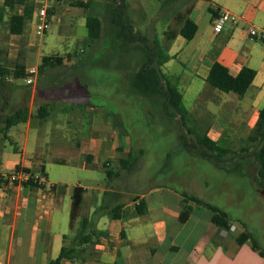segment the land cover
Returning a JSON list of instances; mask_svg holds the SVG:
<instances>
[{"label": "crops", "instance_id": "0c3cea01", "mask_svg": "<svg viewBox=\"0 0 264 264\" xmlns=\"http://www.w3.org/2000/svg\"><path fill=\"white\" fill-rule=\"evenodd\" d=\"M6 1L0 0V66L13 72L17 64H23L27 73L31 67L40 70L43 57L59 56L63 65L49 68L62 67L64 73L55 81L50 77L47 88L41 83L49 75L48 68L33 85H28L25 79V85H21L20 79L13 76L0 81V176L6 178L20 167L42 173L47 180L41 187L31 183H7L0 187V264H52L63 247L74 248L75 252L60 264H264V258L249 242L241 245L237 241L245 230L252 233L242 215L233 216L226 206L217 205L233 219L225 230L213 223L208 208L185 200L184 193L204 199L200 189L209 188L208 178L198 176L196 161L198 164L203 161L219 172L229 171L230 167L222 168L197 154L190 155L192 150L186 149L191 158L186 159L188 170L171 167L167 152L155 172L139 174L144 148L141 143L135 145L127 135L129 131L123 127L121 114L114 109L118 100L115 85L125 80L127 72L118 63H105L110 72L108 77L112 78L108 82L112 88L110 103L104 100L105 104L95 106L80 80L87 74L76 72L74 58L78 54L63 44L55 47L30 36L33 33L45 39L53 24L62 25L64 19L72 31L79 26L87 28L88 12L75 5L78 0H57L51 28L42 36L35 33V10L23 34L14 35L11 31L12 17L22 14L27 4L35 6V0H12L13 4L8 6ZM142 1L145 3L139 0L141 10L134 11L145 16ZM173 1L179 5L176 31L169 32L173 22L171 16H163L169 11L164 6L152 19L166 24L157 31L160 48L168 57L161 69L166 80L183 94L189 113L182 126L171 125L177 145L183 129L206 133L222 146L230 144L227 147L233 141H247L264 107V0ZM224 11L237 21L216 33L214 20ZM186 20L198 27L190 41L181 35ZM252 30L257 34L252 35ZM215 62L226 66L233 76L244 67L256 71L245 96L224 93L207 82ZM176 63H180V69ZM188 97H191L189 106ZM41 106L48 107L45 118L40 116ZM20 111L25 112L24 121L8 126L7 119ZM199 118L207 120L202 124ZM130 154L138 157V161L130 169L121 168L117 171L118 178H109V182L100 186L97 176L101 170H111L116 160L120 162ZM193 156L197 159L194 164ZM57 166L65 167L59 176L55 175L56 171L61 172ZM73 172L84 175L70 181L68 173ZM243 173L248 174L247 165ZM119 179H123V187L116 186ZM76 187L84 189V194L80 217L72 225ZM216 189L222 194L227 184L220 183ZM232 194L231 190L230 204ZM139 201L146 207L144 215L137 213ZM117 205L122 206V217L113 219L108 210ZM94 216L95 225L87 230L94 233L93 241L78 245L75 238L81 230L82 218Z\"/></svg>", "mask_w": 264, "mask_h": 264}, {"label": "rangeland", "instance_id": "374dc122", "mask_svg": "<svg viewBox=\"0 0 264 264\" xmlns=\"http://www.w3.org/2000/svg\"><path fill=\"white\" fill-rule=\"evenodd\" d=\"M99 2H94L92 7V13L98 15L103 23L102 35L99 40L91 41L88 37V30L85 25L79 26L75 31L69 28L70 24L63 20L62 25L55 22L48 34L44 39L43 37H35L33 33H30L31 37L36 38L39 43L49 42L53 45L60 46V44L68 46L69 49L75 52L77 57L74 58L76 61V72L86 73V77H80L83 87L88 92V98L92 100V104L95 106H100L110 103L108 98L110 97L112 88H109V78L110 72H107L105 63H118L122 71L127 72L126 74H131L138 71L144 64L146 57L144 54V48L146 41L149 46L154 47V42L159 43V36H157V31L165 27V22H157L159 20L152 19L154 14L158 9L164 6L165 10H169L163 15L164 17L172 18L173 27L169 29V32L176 31L178 26V18L176 17V11L178 10V2L173 0H145L142 1L145 8V16L141 15L140 12H135L136 10H141L139 0H133L132 3H127L126 12V23L135 27V33H139L146 40L144 43L136 41L133 44H128L126 47L122 44L121 40L116 38L115 27L111 23L110 11L114 6V0H98ZM164 4V5H163ZM139 6V8H138ZM134 11V12H133ZM169 15V16H168ZM162 16V17H163ZM161 17V18H162ZM159 18V19H161ZM158 24V25H157ZM31 27V26H30ZM157 27V28H156ZM83 50V52L81 51ZM176 68L180 69V63H176ZM49 74L42 81V86L49 87V78L55 81L61 74L63 75L64 69L61 68H48ZM41 78L39 75L38 81ZM75 78V77H73ZM112 79V78H111ZM41 82V81H40ZM19 84L25 85V80L20 79ZM118 83V82H117ZM118 89L115 95L118 99L114 103L115 112L121 114V119L124 122V128L129 131L128 136H130L135 145L138 143L144 148V153L141 156L140 162L138 164V171L141 175L149 174L150 172H155L159 168L162 159L165 158L167 152L170 156L168 159L169 165L171 167H180V170H188L190 165L186 166V159L190 157L187 155L186 148L179 144L175 140L174 130L171 129V124L165 122H157V119L150 120L147 116L146 107L131 105L129 101L135 98L134 94H129L127 96L128 89L126 88L125 80L120 81L119 84L115 85ZM98 94L96 97L93 94ZM92 94V95H91ZM132 95V96H131ZM191 97H188L186 105L189 106ZM107 108V107H105ZM76 111V110H75ZM203 123L207 120L206 118H199ZM183 122L180 120L175 122V125L182 126ZM180 134L186 133V135L191 138L194 148L191 149L190 155L193 153L196 155V140L195 136L190 133L181 130ZM244 140V139H243ZM229 146L230 144L224 143V146ZM225 146V147H227ZM252 149L253 144L249 141H233L232 146L228 147L233 150L234 153H242V150L246 148ZM229 156H234L238 158L239 155L231 154ZM191 159V158H190ZM196 157L193 156L192 161H196ZM167 161V160H166ZM198 176L201 178H208L209 188H202L201 197L208 202L218 205L220 207L226 206L231 215L237 216L242 215L245 220H247L248 225L251 227L252 234L259 241L261 248L264 249V187L261 185L260 181L257 179L258 167L255 163H243L240 166V170H229V171H216L211 166H207L205 162L196 161ZM229 163H227L228 165ZM247 165L248 174H242L244 172V166ZM231 166V165H229ZM60 171H56L55 175L59 176L65 170L63 166L56 167ZM241 168L243 171H241ZM111 170L117 172L121 170L119 160L115 161ZM74 173V172H73ZM71 177L70 181H76L78 177H82L84 174L82 172H77L74 174H69ZM101 182L100 186H104V182H109L108 168L102 169L97 176ZM123 179L117 180L116 186L123 187ZM226 183L227 190H223L222 194L217 192L216 186L218 184ZM232 194V203H228L230 192Z\"/></svg>", "mask_w": 264, "mask_h": 264}, {"label": "trees", "instance_id": "16d2710c", "mask_svg": "<svg viewBox=\"0 0 264 264\" xmlns=\"http://www.w3.org/2000/svg\"><path fill=\"white\" fill-rule=\"evenodd\" d=\"M17 1L24 2V0ZM114 2L110 14L111 23L115 27L116 38L121 40L124 47L136 41L144 43L146 39L139 33H135L134 27L126 23L127 0H114ZM12 4V0L6 1V6ZM93 4V0H88V2L78 0L75 3L77 7L88 12L86 22L88 37L91 41H96L101 38L103 23L98 15L92 13ZM35 7L36 6L33 4H27L22 14H15L12 17L11 31L14 35H21L24 33L25 26L32 18ZM197 28V25L193 21L186 20L181 30V35L186 40L190 41L193 39ZM144 45L146 60L143 66L138 71L128 74L125 78L126 88L129 92L127 96L129 94L135 95V98L133 97L132 100L129 99L131 105L135 104L137 107L141 106L148 108L147 116L150 120L157 119L159 123L166 120V122L171 125H174L178 120L184 123L186 119H189V113L183 103V94L176 86L170 84L166 80L167 78L161 69L163 64L168 60V57L165 56L161 50L159 43L154 42L155 46L151 47L146 41ZM62 65L63 58L59 56L43 57L40 64V74H44L45 70L49 67H59ZM8 76H13L16 79H25L27 76L25 66L23 64H17L13 72L8 68L0 66V81ZM255 76L256 71L249 67H244L237 76H233L226 66L219 62H215L207 78V82L212 87L224 93H235L243 97L251 88ZM24 113V111H20L14 116H10L7 119V125L13 126L18 122L24 121ZM44 113L46 114L43 115ZM46 115H48V107L41 106V118H45ZM122 124L123 126L125 125L123 121ZM187 133L195 136L196 154L203 159H208L219 164L222 168L226 167L228 169L230 167L231 170H235L240 168L243 162H247L248 164L255 163L258 167L257 179L264 187V107L261 109L259 120L247 140L253 144V147L252 149L246 148L242 150L241 154L234 153L231 148L220 145L218 142L209 138L206 133L193 132L192 130H188ZM190 139L191 138H189L186 133L178 134L179 144L186 149L194 148L193 142H191ZM231 154L239 155V157L235 158L234 156H229ZM137 161L138 157L130 154L128 158L120 160V166L122 169H130ZM227 163L229 164L227 165ZM119 176V172L108 170L109 178H118ZM7 183V180L0 176V187ZM83 194L84 189L79 187L74 189L71 211L72 225L73 222L80 217ZM184 197L186 202L190 200L208 208L212 212V221L217 227L225 230L230 228L233 219L227 211L197 196L184 193ZM136 209L139 215H144L146 213V207L142 201L138 202ZM121 211L122 206L117 205L109 209L108 214L113 219H120L122 217ZM95 216H97V213H95ZM95 216L92 218H82L81 230L75 238L76 241H78V245H85L93 241L94 233H88L87 230L88 227L95 225ZM237 241L241 245L249 242L254 251L258 252L264 258V249L261 248L259 242L251 232L245 230V232L238 236ZM74 252V248L68 249L67 247H63L59 257L52 264H60L64 259L71 258Z\"/></svg>", "mask_w": 264, "mask_h": 264}, {"label": "built area", "instance_id": "2783aa9c", "mask_svg": "<svg viewBox=\"0 0 264 264\" xmlns=\"http://www.w3.org/2000/svg\"><path fill=\"white\" fill-rule=\"evenodd\" d=\"M57 0H35V33L37 36L46 34L51 28V21L55 12V4ZM237 18L229 12H220L214 20V30L220 33L224 30L228 23H235ZM252 35H256V30L251 31ZM40 75L38 67H31L28 69L25 78L28 85L35 84ZM10 184H34L36 186H45L47 180L42 173H31L23 168H16L6 178ZM232 229L234 227L232 226Z\"/></svg>", "mask_w": 264, "mask_h": 264}]
</instances>
